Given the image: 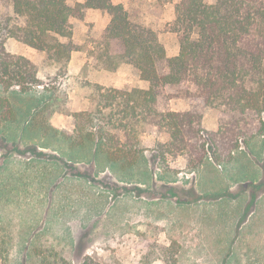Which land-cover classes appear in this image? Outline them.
I'll use <instances>...</instances> for the list:
<instances>
[{"label": "rangeland", "instance_id": "rangeland-1", "mask_svg": "<svg viewBox=\"0 0 264 264\" xmlns=\"http://www.w3.org/2000/svg\"><path fill=\"white\" fill-rule=\"evenodd\" d=\"M131 1L133 14L143 13L167 37L178 0L164 6L156 0ZM5 11L0 0V15ZM89 15L86 9L81 19L87 27ZM20 49L41 62L42 53ZM44 82L48 89L53 86ZM82 90L87 96L88 89ZM17 91L6 96L15 120L0 118V239L8 264H80L86 256L108 264H139L153 243H177L178 264H264V139L238 149L229 164L208 158L190 169L182 156H158L156 144L164 143L166 135L144 134L137 164L121 169L89 144L69 150L60 134L43 137L29 127L50 93L42 87ZM4 94L0 86V98ZM171 108L207 114L208 127L213 113L217 121L216 110L204 109L199 100L162 102V110ZM61 121L65 128L53 129L70 132L71 119Z\"/></svg>", "mask_w": 264, "mask_h": 264}, {"label": "trees", "instance_id": "trees-1", "mask_svg": "<svg viewBox=\"0 0 264 264\" xmlns=\"http://www.w3.org/2000/svg\"><path fill=\"white\" fill-rule=\"evenodd\" d=\"M171 1L156 0L161 6ZM2 2L6 11L0 15V86L4 92L12 87L22 93L42 87L50 93L29 125L43 137L60 134L69 150L89 144L107 162L129 169L140 158V137L164 134L167 140L156 144L158 156H182L187 167L197 169L208 158L215 164H229L238 149L264 136V0L177 1L174 19L166 27L179 46L171 58L166 57L153 22L123 4L110 0H84L74 6L66 0ZM86 9L110 17L95 51L96 65L110 71L130 65L149 87L118 91L85 81L82 88L88 89L89 107L72 112L67 91L56 84L67 77L71 53L78 49L72 40L73 22ZM9 40L42 53L41 62L10 53ZM44 80L53 86L48 89ZM190 100L216 110V132L205 131L202 115L192 110H162L164 101L173 105ZM0 110L2 121L14 119L5 97L0 98ZM54 114L70 117L72 130L55 131L49 123ZM146 250L139 264H178L177 243H153ZM0 264H8L1 239ZM80 264L108 263L86 256Z\"/></svg>", "mask_w": 264, "mask_h": 264}, {"label": "crops", "instance_id": "crops-1", "mask_svg": "<svg viewBox=\"0 0 264 264\" xmlns=\"http://www.w3.org/2000/svg\"><path fill=\"white\" fill-rule=\"evenodd\" d=\"M110 1L114 5L123 4L129 9L131 8V11L133 12L135 11V4H133L131 0H110ZM139 4L141 5V3ZM136 8H138V3ZM99 12L100 11L90 9V15H89L90 27L86 26V22L82 21L81 20L82 18L79 20H75L77 25L73 27L72 40L73 43L76 46H78V49L71 53L70 60L68 63L67 77L65 79H59L58 83L56 84L57 87L65 89L67 91L72 112H83L86 111L89 107V101L86 98V94L85 95L82 94L83 92L82 89H84L82 88V85L85 81L91 84L100 85L102 87L108 89H114L118 91H130L132 89L147 90L149 87L148 82L141 80L138 74L134 71L133 67L130 65L123 64L120 67H118V69H116L115 71H110L108 69L101 68L98 65H96L95 51L100 48L98 47V42L100 40V37L104 29L106 28V26L110 21V17L105 12L103 13L100 12V14ZM172 18L174 19L173 16ZM164 20L165 19L162 18L160 22H163ZM158 28H159V24H158ZM158 36H159V41L164 46L166 57L167 58L175 57L179 52V46L176 36L171 33H168L167 37L164 38L160 34ZM168 41H170L171 43L170 45L168 44ZM9 42H12L10 43L12 44L13 47L12 50L7 49V43ZM7 43H6V49L10 53L20 54L25 56L20 48L26 49L28 47L19 44L17 42H14L12 40L7 41ZM61 82H63V85L65 87H63ZM70 82L72 83L71 87L69 85ZM16 88L17 89L15 90L17 91L18 87ZM16 91L10 88L7 92H4L5 94L3 97L6 98L7 94L16 95L18 94L16 93ZM19 94L21 93L19 92ZM211 111L212 110H208V112ZM205 116L202 117L203 128L207 132H216L217 130L216 113H213L214 122L209 127L208 125H206ZM15 118L16 116L14 115V119L12 121H14ZM61 118L67 120L70 117L61 114H54L50 119V122H52L50 126L51 127L54 126V128L64 129L65 128L64 124L63 123L59 124L60 122H62ZM54 121H59V122L54 123ZM258 139H264V136ZM20 146L22 145L20 144ZM241 149H245V147ZM36 150L42 152L44 151V148L37 147Z\"/></svg>", "mask_w": 264, "mask_h": 264}]
</instances>
